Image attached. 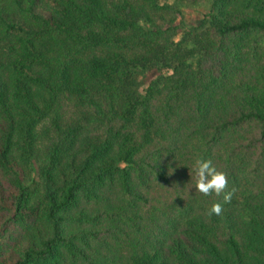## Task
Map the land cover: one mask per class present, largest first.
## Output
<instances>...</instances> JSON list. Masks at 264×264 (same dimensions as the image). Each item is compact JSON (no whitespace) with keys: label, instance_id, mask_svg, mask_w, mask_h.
Masks as SVG:
<instances>
[{"label":"trees","instance_id":"16d2710c","mask_svg":"<svg viewBox=\"0 0 264 264\" xmlns=\"http://www.w3.org/2000/svg\"><path fill=\"white\" fill-rule=\"evenodd\" d=\"M207 1L0 0V264H264V0Z\"/></svg>","mask_w":264,"mask_h":264},{"label":"clouds","instance_id":"9594fccd","mask_svg":"<svg viewBox=\"0 0 264 264\" xmlns=\"http://www.w3.org/2000/svg\"><path fill=\"white\" fill-rule=\"evenodd\" d=\"M193 172L196 177L194 187L205 196L209 194H216L220 196L223 194V201L230 202L232 199V192L225 191L228 180L225 174L218 171L212 164L211 160L198 158L193 164ZM222 211L220 203H214L209 211V215H220Z\"/></svg>","mask_w":264,"mask_h":264},{"label":"rangeland","instance_id":"374dc122","mask_svg":"<svg viewBox=\"0 0 264 264\" xmlns=\"http://www.w3.org/2000/svg\"><path fill=\"white\" fill-rule=\"evenodd\" d=\"M208 6L207 0H188L187 5H184L181 10L183 14V20L185 23H191L197 21L203 17V14L206 12ZM179 18L177 19L178 22ZM153 77V74H148L144 80V86L147 84V81Z\"/></svg>","mask_w":264,"mask_h":264}]
</instances>
